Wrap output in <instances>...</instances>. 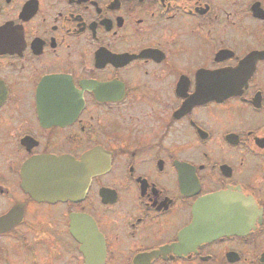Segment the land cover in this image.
<instances>
[{
    "label": "flooded vegetation",
    "instance_id": "obj_1",
    "mask_svg": "<svg viewBox=\"0 0 264 264\" xmlns=\"http://www.w3.org/2000/svg\"><path fill=\"white\" fill-rule=\"evenodd\" d=\"M0 264H264V0H0Z\"/></svg>",
    "mask_w": 264,
    "mask_h": 264
},
{
    "label": "water",
    "instance_id": "obj_2",
    "mask_svg": "<svg viewBox=\"0 0 264 264\" xmlns=\"http://www.w3.org/2000/svg\"><path fill=\"white\" fill-rule=\"evenodd\" d=\"M214 196H215V195H214ZM214 196H213V197H214ZM204 222H205V221H204ZM208 224H209V228H208L209 231H210V232H215V233H216L217 230H215V229H213V228L211 227V221H208V222L206 223V225H208Z\"/></svg>",
    "mask_w": 264,
    "mask_h": 264
}]
</instances>
